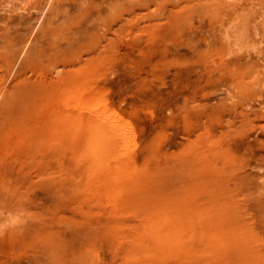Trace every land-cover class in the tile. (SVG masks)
I'll list each match as a JSON object with an SVG mask.
<instances>
[{"label": "rangeland", "instance_id": "rangeland-1", "mask_svg": "<svg viewBox=\"0 0 264 264\" xmlns=\"http://www.w3.org/2000/svg\"><path fill=\"white\" fill-rule=\"evenodd\" d=\"M0 264H264V0H0Z\"/></svg>", "mask_w": 264, "mask_h": 264}, {"label": "bare ground", "instance_id": "bare-ground-1", "mask_svg": "<svg viewBox=\"0 0 264 264\" xmlns=\"http://www.w3.org/2000/svg\"><path fill=\"white\" fill-rule=\"evenodd\" d=\"M144 2H145V0H144ZM130 4V3H129ZM73 93V92H72ZM74 94V93H73ZM69 96V95H68ZM72 96V95H71ZM72 98V97H71ZM72 99H74V98H72ZM77 121V120H76ZM77 128L76 129H78V130H83L85 133H87V138H88V140L90 139H92L93 140V142L95 141V136H97V135H95L96 134V128L94 127V125H92V124H88V126H87V128L85 127V126H83V125H81V124H77ZM73 127H74V125H73ZM89 132H91V134L89 135ZM93 132V133H92ZM81 134V133H80ZM83 134V133H82ZM95 135V136H94ZM82 138V137H81ZM101 138V137H100ZM84 139V138H83ZM87 140L85 139V140H82V142L85 144V142H86ZM88 142H90V141H88ZM91 143H92V141H91ZM85 145H88L87 143L85 144ZM89 146V145H88ZM213 177V176H212ZM212 180H214V179H212ZM202 186H204V185H201V187ZM212 186V185H211ZM223 187V186H222ZM204 189H206V188H204ZM214 193H219V192H215V191H212V197H211V199H212V201H213V199H217V197L216 196H214ZM210 199V198H209ZM211 201V202H212ZM219 201H220V199H219ZM225 203V202H224ZM203 205H205V203H203ZM206 205H208V204H206ZM211 207V206H210ZM211 209H212V207H211ZM216 209H218V207H216ZM204 210V209H203ZM209 210L210 209H208V212H209ZM211 211V210H210ZM221 211V210H220ZM225 211H226V207H225ZM205 213V212H204ZM203 213V214H204ZM211 213H213V212H211ZM227 213V212H226ZM215 214V213H214ZM229 214V213H228ZM211 215V214H210ZM209 214H208V217L210 216ZM216 215V214H215ZM200 218V217H199ZM210 218V217H209ZM213 218H215V217H213ZM195 219H197V218H195ZM206 219V218H205ZM218 219V218H217ZM230 219H231V217H230ZM191 220V219H190ZM215 220V219H214ZM221 220H223L222 218H221ZM231 221V220H230ZM209 224V223H208ZM219 225V224H218ZM201 226V225H200ZM213 225H211V228H208V230H207V233H206V235H205V239H209V240H211V236L212 237H214V230H217L215 227H212ZM200 229H201V227H200ZM207 229V228H206ZM205 229V230H206ZM195 230H197V227H195ZM242 231V230H241ZM242 233V232H241ZM192 233H190V235H191ZM242 235V234H241ZM253 239V238H252ZM214 241V240H213ZM207 242V241H206ZM254 243V242H253Z\"/></svg>", "mask_w": 264, "mask_h": 264}]
</instances>
